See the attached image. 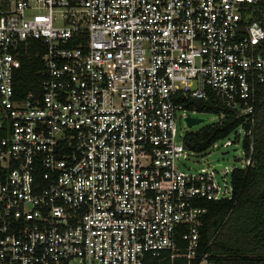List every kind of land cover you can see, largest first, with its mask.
Returning a JSON list of instances; mask_svg holds the SVG:
<instances>
[{
    "label": "built area",
    "instance_id": "1",
    "mask_svg": "<svg viewBox=\"0 0 264 264\" xmlns=\"http://www.w3.org/2000/svg\"><path fill=\"white\" fill-rule=\"evenodd\" d=\"M263 83L264 0H0V264H216L201 202L255 165ZM210 96L235 140L192 150L178 119ZM222 140L241 165L179 167Z\"/></svg>",
    "mask_w": 264,
    "mask_h": 264
},
{
    "label": "trees",
    "instance_id": "2",
    "mask_svg": "<svg viewBox=\"0 0 264 264\" xmlns=\"http://www.w3.org/2000/svg\"><path fill=\"white\" fill-rule=\"evenodd\" d=\"M42 68L39 56L22 61L14 79L19 96L39 88ZM197 105L199 111L226 112L228 116L221 122L188 132L185 144L192 150L207 149L215 140L227 137L240 123L213 96L198 101ZM254 114L255 165L233 172L235 195L231 200L201 202L208 208L201 230V248L211 252L216 264H264V83L257 89ZM244 144L248 146L247 139Z\"/></svg>",
    "mask_w": 264,
    "mask_h": 264
},
{
    "label": "rangeland",
    "instance_id": "3",
    "mask_svg": "<svg viewBox=\"0 0 264 264\" xmlns=\"http://www.w3.org/2000/svg\"><path fill=\"white\" fill-rule=\"evenodd\" d=\"M190 116L204 119L202 122L188 126L187 122L178 119V126L183 132H193L208 126L209 124L218 121L217 114L205 111L190 112ZM227 139L235 140L234 132L230 133ZM224 140L220 142V147L207 152L203 156H193L187 160H181L179 167L184 171H196L202 166L216 167L218 170H223L234 165L239 166L241 162L237 158H244V153L239 143L234 142L231 146H223Z\"/></svg>",
    "mask_w": 264,
    "mask_h": 264
},
{
    "label": "water",
    "instance_id": "4",
    "mask_svg": "<svg viewBox=\"0 0 264 264\" xmlns=\"http://www.w3.org/2000/svg\"><path fill=\"white\" fill-rule=\"evenodd\" d=\"M203 120H204V119H202V118H199V117H192V116H190V117L187 118V122H188V125H189V126H192V125L198 124V123L202 122Z\"/></svg>",
    "mask_w": 264,
    "mask_h": 264
}]
</instances>
